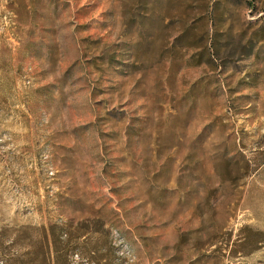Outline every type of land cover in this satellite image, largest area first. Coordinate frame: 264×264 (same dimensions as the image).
Instances as JSON below:
<instances>
[{
  "label": "rangeland",
  "instance_id": "374dc122",
  "mask_svg": "<svg viewBox=\"0 0 264 264\" xmlns=\"http://www.w3.org/2000/svg\"><path fill=\"white\" fill-rule=\"evenodd\" d=\"M51 226L69 264H264V0H0V264Z\"/></svg>",
  "mask_w": 264,
  "mask_h": 264
},
{
  "label": "trees",
  "instance_id": "16d2710c",
  "mask_svg": "<svg viewBox=\"0 0 264 264\" xmlns=\"http://www.w3.org/2000/svg\"><path fill=\"white\" fill-rule=\"evenodd\" d=\"M56 228L54 226L50 227L51 235H49L47 230H44L42 243L44 252L43 264H69L65 257V246L62 245Z\"/></svg>",
  "mask_w": 264,
  "mask_h": 264
},
{
  "label": "built area",
  "instance_id": "2783aa9c",
  "mask_svg": "<svg viewBox=\"0 0 264 264\" xmlns=\"http://www.w3.org/2000/svg\"><path fill=\"white\" fill-rule=\"evenodd\" d=\"M116 236H118V235L116 234Z\"/></svg>",
  "mask_w": 264,
  "mask_h": 264
}]
</instances>
